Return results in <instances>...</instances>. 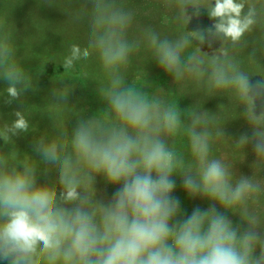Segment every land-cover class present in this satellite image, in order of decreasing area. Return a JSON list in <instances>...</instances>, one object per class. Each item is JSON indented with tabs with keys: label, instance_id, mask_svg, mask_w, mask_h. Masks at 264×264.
Instances as JSON below:
<instances>
[{
	"label": "clouds",
	"instance_id": "1",
	"mask_svg": "<svg viewBox=\"0 0 264 264\" xmlns=\"http://www.w3.org/2000/svg\"><path fill=\"white\" fill-rule=\"evenodd\" d=\"M174 10L182 30L162 35L151 24L138 32L137 10L123 0H83L76 19L87 22L85 47L73 44L64 57V72L94 60L100 70L97 94L104 107L88 116L68 107L74 84L54 87L49 112L54 134L33 142L36 160L20 153L13 137L32 130L25 111L0 124V260L8 264H264V80L256 90L250 74L232 57L235 49L264 21V0H161ZM189 7L199 17L206 9L216 21L210 28L186 31ZM219 40L211 55L193 47ZM147 49L174 84H196L206 93L228 91L244 108L252 136L232 145L241 154L251 143L256 155L252 176L237 175L234 165L215 154L224 132L218 119L198 107L182 113L177 100L129 76L133 57ZM0 79L7 82L11 105L33 87L22 66L14 31L0 19ZM69 115L77 117L69 132ZM187 116L188 123L183 117ZM186 142L187 150L184 148ZM44 165L43 173L39 172ZM55 170L54 181H38ZM180 176L190 198L210 206L183 213L173 196ZM102 177L111 196L95 187ZM217 205L222 211L217 210ZM226 213L239 215L243 230ZM258 253V254H257Z\"/></svg>",
	"mask_w": 264,
	"mask_h": 264
},
{
	"label": "rangeland",
	"instance_id": "2",
	"mask_svg": "<svg viewBox=\"0 0 264 264\" xmlns=\"http://www.w3.org/2000/svg\"><path fill=\"white\" fill-rule=\"evenodd\" d=\"M126 6L134 9H139L136 6L131 5V0H123ZM82 5L79 7L81 8ZM79 9H75L77 15ZM55 8L50 4L49 0H0V19H4L8 26L14 31V44L17 49V57L20 59L22 66L32 77L33 87L29 89L19 100H14L11 105H7L4 101L8 98L6 88L8 84L6 81L0 79V124L11 123L16 118L13 115L15 111H25L29 118L32 130L28 133H21L19 136L13 137L15 148L22 154H28L39 160L40 157L32 151L33 142L39 135L44 132H48L50 135L54 134L52 127V120L49 117V112H56L59 118H63L67 115L66 112H60L53 108L48 102L51 100V92L54 87H61L60 80H63V84H74L72 91L68 96V107L75 106V111H85L88 116H91L102 107L104 102L101 101L97 94V83L100 78V70L97 63L94 60L79 62L83 65V69L80 70L77 65L67 72H64L62 62L64 57L68 54L69 47L73 44H77L82 48L86 46L88 33L81 34L82 41L77 40L76 33H70L61 37H53V41L45 39V33L50 34L51 26L60 32L61 29H75L78 28L75 23H71V20H76V15L68 20H57L55 14ZM68 13V10H67ZM174 10H168V14L162 17L160 22L153 26L161 32L162 35H167L170 38H174L181 30V25L176 23L172 16ZM188 15L191 17L186 26V31L192 32L197 30H205L211 27L216 21L210 19L207 10L205 11L203 18L201 13L199 17L194 15V10L189 7ZM207 23V27L203 26ZM52 24V25H50ZM84 27V23H82ZM138 32V29L135 30ZM58 32V33H59ZM57 34V33H55ZM64 34V31H63ZM135 34V32L133 33ZM74 35V36H73ZM52 36V34H51ZM206 41L201 44L200 41L194 40L192 42L193 47H200L201 53H207L211 55L215 50L221 46V42L217 40L211 48L208 47L207 40L211 37H207L205 33ZM262 46L259 48V44ZM232 57L239 63L243 70H246L250 74V87L256 90L258 82L264 80V21L259 24L255 30L249 34L241 43L236 46L235 49H231ZM164 76L162 87L158 86V75ZM129 76L134 81L146 83L145 89L156 90L161 94L173 96L177 100V104L182 113H186L188 109H191L193 100H199L198 94H202L203 101L207 99L206 92L202 90L201 86L196 84H188L186 86V93L184 96L186 100L181 99L182 88L180 85H174L171 75L164 72L158 63L151 58L147 49H142L136 53L133 57L132 63L129 68ZM196 94V95H195ZM218 95L221 99L220 106L217 107V111L210 113L218 119L217 126L225 133L227 130L223 129L226 123V114L222 116L220 113L226 108L227 104L233 108L234 120H240L242 123H247L244 116L240 119L237 114L240 109H244L238 105L231 93L228 91H222L212 93ZM208 107L203 102H199L197 107L200 111L208 112L210 109V103ZM192 108H195V106ZM261 110H264V97L257 100V107L255 109L258 115ZM226 113V112H225ZM185 121H189L187 116L183 117ZM77 117L75 115H69L66 121L67 128L71 132L76 126ZM236 131V130H235ZM247 135L249 138L252 136V128L250 124L241 135ZM240 134L234 133L232 136H225L222 140L218 141L221 145L227 143V140L231 137V146L238 141ZM251 146L252 144H247ZM0 147L4 148V151H10L13 147L12 144L4 145V142L0 140ZM248 152V153H247ZM241 156V164L236 166L234 163V172L238 176H252L253 169L251 165L248 166V161L255 162V152L247 151ZM245 156V157H244ZM240 163V162H239ZM44 165L40 166L39 172L43 173ZM55 170H51L47 176L39 175L38 181L43 183L45 180L54 181L56 179ZM261 178H264V172L260 174ZM102 179V180H101ZM97 192L100 195H104L105 190L107 196L110 197L114 188L110 185H106L102 177L97 178L95 185ZM230 215H234L231 214ZM258 254V253H257ZM0 264H8L7 261L0 260Z\"/></svg>",
	"mask_w": 264,
	"mask_h": 264
},
{
	"label": "trees",
	"instance_id": "3",
	"mask_svg": "<svg viewBox=\"0 0 264 264\" xmlns=\"http://www.w3.org/2000/svg\"><path fill=\"white\" fill-rule=\"evenodd\" d=\"M50 4L55 8V14L57 17V20H68L73 18L76 14H75V9H80L79 7L81 5H83V0H49ZM131 5L133 6H137L139 9L137 10V26L136 29H139L141 27H143L146 24H157L160 22L161 18L166 16V14H168V10L167 8L162 6L161 0H131ZM68 10V13H67ZM206 9H201V17L203 18V15L205 13ZM163 19V18H162ZM71 23H75L78 31H76L75 29H61L60 32L54 29L53 26H51L50 31H52L50 34L45 33V39L49 40V42L53 41V37H61L67 34V31L70 33H76L77 36V40L74 41H82V36L80 35L78 32L82 31L81 34H85L88 33V29H87V22L86 20H71ZM82 23H84V27L82 26ZM52 25V24H50ZM203 26L207 27V23H205ZM135 30L133 31V33L135 32ZM64 31V34H63ZM59 32V33H58ZM57 33V34H55ZM52 34V36H51ZM74 36V35H73ZM259 48L262 46V44L260 43ZM77 67L82 70L83 69V65L81 63L77 64ZM158 82H156V84H158V86L162 87V84H164L163 78L164 76L162 75H158ZM175 85V84H174ZM186 85H180L182 88V93H181V99L182 100H186L184 94L186 93ZM176 86V85H175ZM146 92L151 93L154 90H149V89H144ZM196 95V94H195ZM202 94H198L199 100L196 101V99L193 100V103L190 105L191 108L192 106L197 107V104L199 102H203L204 104H206V107H208V102L210 103V109L208 110L209 113H214L215 111H217V107L220 106L221 103V99L218 98V95L216 94H208L207 95V99L205 101H203V97H201ZM213 104L217 107H214ZM226 112V113H225ZM222 116H224L226 114L227 118H226V123L225 126L223 127V129L227 130L224 134L225 136H229V135H233L234 133L240 134L246 130V128L248 127L249 123H242L239 120H234L233 117V108L230 106V104L226 105V108L224 110H222V112L220 113ZM217 118H220L219 115H217ZM244 116V109H240L237 117L238 118H242ZM185 123H188L189 121H185ZM236 130V131H235ZM230 139L227 140V143L224 145H221L219 142H217L214 146V150H215V154L224 157L229 163H232L234 165V163H236L237 165L241 164V156H243V153L247 152V151H253V145L249 146V145H245V147L241 150V154L240 153H236L233 151L232 146H231V137H229ZM184 148L185 150H187V145L186 142H184ZM248 153V152H247ZM246 154V153H245ZM255 154V153H254ZM245 157V156H244ZM256 157V155L254 156ZM240 162V163H239ZM254 162L248 161V163H246V165L248 164L251 165ZM235 169V168H234ZM175 183H176V187L173 191V196L178 198L181 202V209L183 211V213H185L186 215H190L192 210L199 206L202 210H206L210 204L209 201L201 198V197H196L195 199L190 198L187 193L185 192L183 186H182V182H181V177L180 176H174L173 177ZM102 180V179H101ZM217 210L218 211H222V209L219 208V206L217 205ZM227 217L232 220L234 225H239L241 227V230H243V228L245 227V225L242 223V221L240 220L239 215H230V213H226Z\"/></svg>",
	"mask_w": 264,
	"mask_h": 264
}]
</instances>
